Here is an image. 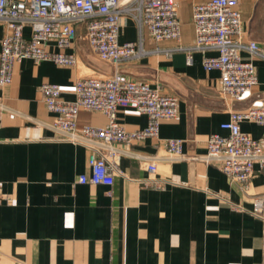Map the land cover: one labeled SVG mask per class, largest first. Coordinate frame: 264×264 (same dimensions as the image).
<instances>
[{"label": "crops", "instance_id": "1", "mask_svg": "<svg viewBox=\"0 0 264 264\" xmlns=\"http://www.w3.org/2000/svg\"><path fill=\"white\" fill-rule=\"evenodd\" d=\"M205 1L174 0L179 40L156 42L122 19L119 41L144 51L123 65L124 74L176 97L177 115L159 122L158 139L121 146L130 153L119 159L111 185L78 181L90 174L89 151L60 139L52 128L56 115L40 93L42 84H56L60 98L73 101L77 78L111 74L82 38L83 28L77 25V39L64 50L46 45L75 55L76 66L24 59L13 68L11 82L0 86V264H264V172L255 165L243 190L201 160L209 135H227L220 126L231 111L260 104L264 56L256 52L264 54V0H237L239 56L254 66L257 83L235 103L221 94L219 71L203 68V57L217 51L193 48L192 8ZM5 33L0 22V49ZM107 121L101 112L79 109L76 126L104 127ZM116 121L127 131L147 124L127 106L117 107ZM239 129L262 137L253 122ZM169 139L182 140L187 159L168 158ZM139 156L158 157L153 173ZM255 198L262 199L261 216L254 214Z\"/></svg>", "mask_w": 264, "mask_h": 264}, {"label": "built area", "instance_id": "2", "mask_svg": "<svg viewBox=\"0 0 264 264\" xmlns=\"http://www.w3.org/2000/svg\"><path fill=\"white\" fill-rule=\"evenodd\" d=\"M237 0H207L195 4L191 12L194 32L193 48L216 50V56H204L205 70H218L222 95L237 102L257 83L254 66L239 56L242 47L238 36L241 18ZM123 18H130L144 28L156 42L179 40L180 21L174 0H0V22L6 33L1 40L0 86L11 82L13 68L24 59L34 63L51 61L62 67H74L77 58L62 51H47L49 42L59 50L68 48L77 39V25L83 28V39L93 54L112 67L108 76H82L76 79L74 100L60 98L58 85L40 86L42 101L56 115L52 128L61 140L78 144L89 151L90 174L80 183L111 185L125 154L121 146L130 147L147 138L158 139L159 122L177 115V98L161 94L145 82L128 79L123 65L144 55L133 42H120ZM30 28L28 39L24 28ZM264 54L260 51L256 52ZM190 58L187 59L189 62ZM118 106H127L147 118L145 128L127 131L116 121ZM79 109L97 111L107 117L104 127L78 128ZM253 122L262 128V137L251 138L239 129L241 122ZM227 135L211 134L206 140V154L201 160L213 164L226 176L247 190L257 165L264 172V93L260 104L242 111H231L221 124ZM182 140H165L168 158L187 159L181 153ZM146 171L153 173L158 157L139 156ZM262 199H254V214L261 216ZM1 202V195H0Z\"/></svg>", "mask_w": 264, "mask_h": 264}]
</instances>
